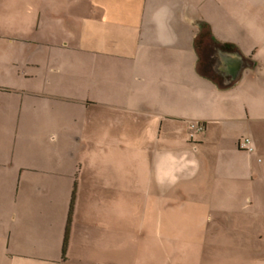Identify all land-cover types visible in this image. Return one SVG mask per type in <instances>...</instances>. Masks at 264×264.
I'll return each mask as SVG.
<instances>
[{
	"label": "crops",
	"instance_id": "0c3cea01",
	"mask_svg": "<svg viewBox=\"0 0 264 264\" xmlns=\"http://www.w3.org/2000/svg\"><path fill=\"white\" fill-rule=\"evenodd\" d=\"M186 18L255 68L217 90ZM252 176L264 0H0V264H160L157 235L206 232L180 224H209L215 188Z\"/></svg>",
	"mask_w": 264,
	"mask_h": 264
},
{
	"label": "rangeland",
	"instance_id": "374dc122",
	"mask_svg": "<svg viewBox=\"0 0 264 264\" xmlns=\"http://www.w3.org/2000/svg\"><path fill=\"white\" fill-rule=\"evenodd\" d=\"M228 177L225 170H215L217 181ZM253 180L252 176L247 180L252 184L216 187L209 224H205L204 218L180 224L182 228L205 226L208 227L206 232L157 235L155 243L161 256L160 264H264V249H261L264 248V186ZM182 220L185 219L168 218V225ZM253 245L258 250L257 258L251 250ZM6 252L9 254L10 250Z\"/></svg>",
	"mask_w": 264,
	"mask_h": 264
},
{
	"label": "water",
	"instance_id": "95a60500",
	"mask_svg": "<svg viewBox=\"0 0 264 264\" xmlns=\"http://www.w3.org/2000/svg\"><path fill=\"white\" fill-rule=\"evenodd\" d=\"M199 32L194 37V53L197 61L195 69L198 75L212 81L219 91L236 87L246 70L255 68V61L246 56L240 47H229L219 41L211 27L194 19L186 18Z\"/></svg>",
	"mask_w": 264,
	"mask_h": 264
},
{
	"label": "built area",
	"instance_id": "2783aa9c",
	"mask_svg": "<svg viewBox=\"0 0 264 264\" xmlns=\"http://www.w3.org/2000/svg\"><path fill=\"white\" fill-rule=\"evenodd\" d=\"M238 147L241 150H246V151H249V152L254 150V148H253V146L251 144V140L248 137L241 138L239 140V142H238Z\"/></svg>",
	"mask_w": 264,
	"mask_h": 264
},
{
	"label": "trees",
	"instance_id": "16d2710c",
	"mask_svg": "<svg viewBox=\"0 0 264 264\" xmlns=\"http://www.w3.org/2000/svg\"><path fill=\"white\" fill-rule=\"evenodd\" d=\"M69 221H70V217H69ZM69 221H68V225H67V229H66V236H65L64 245H65V243L67 242V235H68V233H69V229H70ZM64 252H65V250H64Z\"/></svg>",
	"mask_w": 264,
	"mask_h": 264
}]
</instances>
